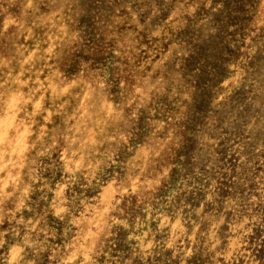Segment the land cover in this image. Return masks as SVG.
Listing matches in <instances>:
<instances>
[{
    "label": "rangeland",
    "instance_id": "obj_1",
    "mask_svg": "<svg viewBox=\"0 0 264 264\" xmlns=\"http://www.w3.org/2000/svg\"><path fill=\"white\" fill-rule=\"evenodd\" d=\"M243 7L238 0H0V137L13 133L18 156L26 119L37 102H54L59 73L67 75L66 63L57 69L30 59L58 17L84 34L80 54L112 84L109 110L122 84L144 92L133 100L128 143L114 157L123 167L109 166L87 188L74 181L69 191L61 171L37 162V178L21 189L26 206L13 217L18 201L0 204V229L19 220L37 233L35 264H55L53 254L72 251L70 244L83 253L71 264H264V32L250 34ZM117 178L126 188L117 189ZM101 180L109 187L97 188ZM60 196L79 205L65 221L53 215Z\"/></svg>",
    "mask_w": 264,
    "mask_h": 264
},
{
    "label": "clouds",
    "instance_id": "obj_2",
    "mask_svg": "<svg viewBox=\"0 0 264 264\" xmlns=\"http://www.w3.org/2000/svg\"><path fill=\"white\" fill-rule=\"evenodd\" d=\"M44 2L41 0V3ZM238 2L244 6L241 14L252 21L250 28L255 31H250V34L254 36L256 32H264V0ZM42 31L43 35L37 37L38 47L33 49L34 55L30 59L33 62L51 61L50 67L57 69L66 63L67 75L59 73L54 102L49 104L44 99L43 106L37 102V109L26 119L30 131L23 153L17 155L12 132L6 131L0 137V159L5 162L0 172L7 173L3 189L0 190L3 193L0 204L18 201L12 210L13 217L21 207L26 206L27 190L21 192V189L25 188L26 183L33 184L37 178L34 168V165L38 166L37 162L61 171L64 174L61 183L69 191L74 181L87 188L109 166L123 167L125 162L114 157L128 143V134L136 116L134 109L139 106H134L133 100L144 95L141 87H136L133 92L127 84H122L121 96L117 97L118 102H113L109 110L107 102L113 97L108 94V89L112 84L106 77L91 71L90 61L80 54L84 34L73 29L70 23L65 24L61 17H58L57 24L45 25ZM10 89L11 82H6L2 93L5 99ZM81 93L84 94L83 101L80 100ZM45 108L51 109L47 116H44ZM22 109L23 104L17 111ZM128 179L130 181L131 177ZM112 183L119 189L126 188L127 182L121 184L117 178ZM100 185L109 187L107 180H101L96 187ZM56 206L57 211L53 215L65 221L79 205L76 197L65 200L60 196ZM2 223L3 218H0ZM27 227L16 220L7 228L0 229V264H35L33 250L41 242L37 239V233L26 230ZM68 247L72 251L61 253L57 250L53 254L55 264H71L78 255L83 254L75 245Z\"/></svg>",
    "mask_w": 264,
    "mask_h": 264
}]
</instances>
